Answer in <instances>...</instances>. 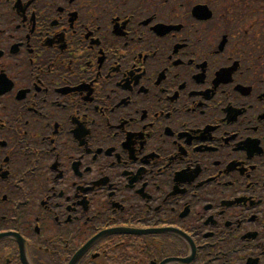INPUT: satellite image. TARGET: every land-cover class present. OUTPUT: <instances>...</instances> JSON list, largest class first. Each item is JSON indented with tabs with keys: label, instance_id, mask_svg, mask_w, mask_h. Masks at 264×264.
Listing matches in <instances>:
<instances>
[{
	"label": "flooded vegetation",
	"instance_id": "obj_1",
	"mask_svg": "<svg viewBox=\"0 0 264 264\" xmlns=\"http://www.w3.org/2000/svg\"><path fill=\"white\" fill-rule=\"evenodd\" d=\"M221 1L0 0V264H264V0Z\"/></svg>",
	"mask_w": 264,
	"mask_h": 264
},
{
	"label": "water",
	"instance_id": "obj_2",
	"mask_svg": "<svg viewBox=\"0 0 264 264\" xmlns=\"http://www.w3.org/2000/svg\"><path fill=\"white\" fill-rule=\"evenodd\" d=\"M198 9V8H197ZM206 9V8H205ZM207 10V9H206Z\"/></svg>",
	"mask_w": 264,
	"mask_h": 264
}]
</instances>
